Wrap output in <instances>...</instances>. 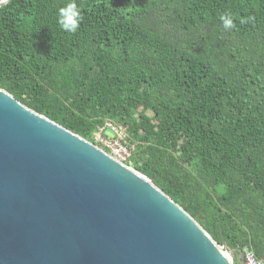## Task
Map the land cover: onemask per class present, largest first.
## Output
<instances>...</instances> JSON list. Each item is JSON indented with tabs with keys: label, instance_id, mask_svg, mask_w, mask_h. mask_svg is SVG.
<instances>
[{
	"label": "trees",
	"instance_id": "obj_1",
	"mask_svg": "<svg viewBox=\"0 0 264 264\" xmlns=\"http://www.w3.org/2000/svg\"><path fill=\"white\" fill-rule=\"evenodd\" d=\"M68 2L0 6V88L97 145L121 126L134 169L264 263V0H75L74 33Z\"/></svg>",
	"mask_w": 264,
	"mask_h": 264
},
{
	"label": "water",
	"instance_id": "obj_2",
	"mask_svg": "<svg viewBox=\"0 0 264 264\" xmlns=\"http://www.w3.org/2000/svg\"><path fill=\"white\" fill-rule=\"evenodd\" d=\"M233 256L153 179L0 88V264H234ZM238 257L244 264L242 250Z\"/></svg>",
	"mask_w": 264,
	"mask_h": 264
},
{
	"label": "clouds",
	"instance_id": "obj_3",
	"mask_svg": "<svg viewBox=\"0 0 264 264\" xmlns=\"http://www.w3.org/2000/svg\"><path fill=\"white\" fill-rule=\"evenodd\" d=\"M225 30L234 27L231 14H224L220 16ZM81 14L80 9L75 3V0H69L64 6L57 10V23L60 28L66 32L74 33L80 26Z\"/></svg>",
	"mask_w": 264,
	"mask_h": 264
},
{
	"label": "built area",
	"instance_id": "obj_4",
	"mask_svg": "<svg viewBox=\"0 0 264 264\" xmlns=\"http://www.w3.org/2000/svg\"><path fill=\"white\" fill-rule=\"evenodd\" d=\"M105 126H107L108 129L111 128L113 131V137L110 138V140H111L110 142H112V143L117 142L118 144H120L122 147L125 148L122 150V149H120V146H119V147H113V150H112L109 146L106 145L107 148L110 150V153L112 154V156L114 158L118 159L119 161H121L123 159V155L126 154V152H127L126 150L131 151L130 148L125 143V139L122 138V136H121V134H123V128L121 126L116 127L110 123H106L100 129H102V130L106 129ZM123 137H124V134H123ZM122 139H123L124 145L121 143ZM118 140L120 142H118ZM130 154H131V152H130ZM243 258H244V264H264L261 260L257 259L256 256L254 255V253L251 250H249L248 248H245L243 250Z\"/></svg>",
	"mask_w": 264,
	"mask_h": 264
},
{
	"label": "rangeland",
	"instance_id": "obj_5",
	"mask_svg": "<svg viewBox=\"0 0 264 264\" xmlns=\"http://www.w3.org/2000/svg\"><path fill=\"white\" fill-rule=\"evenodd\" d=\"M121 136H122V138H124L123 134H121ZM112 137H113V131L111 128L110 129L106 128L104 130L100 129V130L96 131L95 133H93V135H92L93 141L95 143L99 144V145H97V144H95V145H97L98 147H100L103 150H105L104 148H106V150L109 154H111V153H110V150L107 148V146H109L112 150H113V147H119V146H120V149H122V150L125 149L124 147H122L117 142H113V143L110 142L111 141L110 138H112ZM118 142H120V141L118 140ZM121 143L123 144V139L121 140ZM126 151L127 152H126V154L123 155V159L121 161L123 163L128 162V164H126V165L129 167H132V164L130 163L131 162L130 160L132 159L131 158L132 155L130 154L131 151H129V150H126ZM229 254H230V252H229ZM232 260H233V257H232Z\"/></svg>",
	"mask_w": 264,
	"mask_h": 264
}]
</instances>
